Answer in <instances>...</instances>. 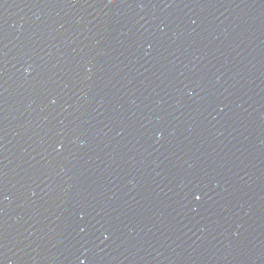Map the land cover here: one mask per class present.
<instances>
[{
  "label": "water",
  "instance_id": "1",
  "mask_svg": "<svg viewBox=\"0 0 264 264\" xmlns=\"http://www.w3.org/2000/svg\"><path fill=\"white\" fill-rule=\"evenodd\" d=\"M0 264H264V0H0Z\"/></svg>",
  "mask_w": 264,
  "mask_h": 264
},
{
  "label": "snow or ice",
  "instance_id": "2",
  "mask_svg": "<svg viewBox=\"0 0 264 264\" xmlns=\"http://www.w3.org/2000/svg\"><path fill=\"white\" fill-rule=\"evenodd\" d=\"M193 195L196 201H200L202 199L201 195H196L195 193H193Z\"/></svg>",
  "mask_w": 264,
  "mask_h": 264
}]
</instances>
